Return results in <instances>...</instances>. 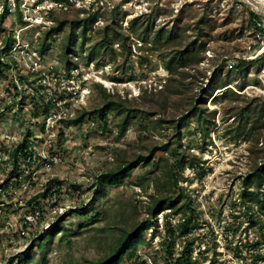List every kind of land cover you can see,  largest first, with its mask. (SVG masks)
Instances as JSON below:
<instances>
[{"label":"rangeland","instance_id":"obj_1","mask_svg":"<svg viewBox=\"0 0 264 264\" xmlns=\"http://www.w3.org/2000/svg\"><path fill=\"white\" fill-rule=\"evenodd\" d=\"M151 1L162 7L155 12L157 27L173 21L182 26L170 47L192 41L200 32L197 22L208 16L201 24L202 36H196L199 60L183 73L167 69L160 49L134 33L125 46L115 42L113 49H104L98 63L87 60L88 48L104 35L107 14L102 12L103 22L95 21L87 31L83 48L79 29L70 53L77 68L70 73L60 59L70 23L49 36L45 51L37 49L39 37L31 41L47 29L40 26L27 29L36 54L13 51L10 77L18 88L8 103L0 102V264H89L111 252L125 231L147 218L154 225L143 230L142 243L118 264H264L255 259L256 242L264 252V233L253 225L241 195L244 177L264 160V125L251 128L241 116L243 108L264 103V60L237 68L263 52L264 28L262 33L254 28L248 6L261 14L264 27V4ZM128 13L124 27L127 18L140 14ZM214 73L229 84L214 85ZM110 96L130 108L123 129V114L116 111L106 118L88 115L80 123L60 119L93 109ZM193 103L203 108L206 127L192 116L179 128V116L194 112ZM25 137L29 152L19 154L18 170L26 188L10 174L11 151ZM167 144L177 150L162 149ZM154 146L151 163L133 168L122 184H106L93 202L98 174L125 158L148 154ZM178 155L185 159L182 168L175 165ZM155 197L172 198L174 207L154 216L150 207ZM188 218L187 229H181ZM57 221L65 229L46 236ZM170 228L175 229L171 235ZM18 254L21 263H16Z\"/></svg>","mask_w":264,"mask_h":264},{"label":"trees","instance_id":"obj_2","mask_svg":"<svg viewBox=\"0 0 264 264\" xmlns=\"http://www.w3.org/2000/svg\"><path fill=\"white\" fill-rule=\"evenodd\" d=\"M241 3L243 4L242 1ZM248 7L249 18L252 25L257 30H262L264 27L262 25H257V21L263 22L261 14L254 8L250 6ZM161 10V6H158L157 4H152L149 11L142 12L129 18L126 27L123 26L122 21L128 12L124 10L121 5H116L113 8L102 12L103 14H107L106 21L104 22V35L102 36L101 40L92 44L91 47L88 48L86 54L87 60L94 61L97 59L98 63L104 49H113L115 42H121L122 45L125 46L127 43L126 41L130 39V35L134 33V36H136V38L140 39L144 43H147L151 48L160 49L162 59L167 69H169L170 71H176L178 73L185 72L186 67L189 64H191L192 62L196 63L199 60L195 52L197 43L196 41L198 36L199 38L202 36V31L204 27L201 24L208 20V16L207 14H203L200 20L197 22V28L200 30L198 35H196L197 37L195 36L192 41L186 44L180 41L179 46L176 45L170 47L173 41L178 38V30L182 28V26H180L178 22L173 24V21L171 26H169V23H164L161 26L157 27L156 22H154L155 16L157 15V13L155 12L160 13ZM51 15L54 19V23L50 24L49 26H46L45 28L47 29L44 30V34H40L39 38L41 41L40 46L37 49L45 51L49 47V43L47 42L49 36L63 31L66 25L70 23V32L63 38L61 42L60 55V59L64 63V71L70 73V71L73 70V67L77 68V66H74L76 65V63L72 60L70 53L75 50V47L78 43V31L79 29H81L83 38L81 39L80 46L81 48H83L86 42V33L95 25V21L97 20V17L98 15H100V13L87 12L86 15H81L77 11L69 15H63L60 12H52ZM68 17H70V19ZM11 44L12 41L7 40V46L10 47ZM199 46L201 45L199 44ZM263 60L264 51L259 54L255 59L243 60V63L245 65L243 63L238 64L237 68L248 69V65L263 63ZM220 68H222V66H220ZM220 68L218 69V71H220ZM25 75L26 74L24 73L23 75L21 74L22 78H25ZM211 81L214 85H219L220 83H223V85L221 86H226L229 84V82H225L224 79L222 80V76L220 73H214ZM221 86L217 87L220 88ZM167 90L172 92V87L168 86ZM189 103L192 102L190 101ZM179 104L183 106V101ZM194 107L195 110L191 114L190 112L182 113L179 116L177 120V126L179 128L188 125V120L192 116H196L198 122L201 123L203 127H206L205 123L207 117L204 114L203 108L200 106V104L194 105L193 103L191 108ZM191 108H189L188 111H190ZM129 109L130 108L127 107L122 101H118L117 99H114L110 96L107 100L103 101V104L96 106L93 109H83L78 115H66L65 117L60 119L61 121H65L67 123H80L83 122L88 115L106 118L109 111H116L118 113L123 114L122 122L119 124L122 126L121 128L123 129L126 126L127 119L131 116L128 113ZM241 116L242 119L251 126V128H256L259 124L264 125V103L258 102L253 107L247 106L243 108ZM160 119L162 121L166 120V118ZM178 141L179 139L176 140V142ZM28 146L29 144L27 141V137H25L23 141L16 148H14V150L11 151V157L13 158L14 163V168L10 171L11 177L17 178L19 176L20 172L18 170V157L20 153L24 156L28 154ZM170 146L171 145L167 144L163 146L162 149L166 151H168L169 149L174 151L177 150L176 146H173V148H170ZM154 150L155 146L149 149L148 154H138L132 158H125L123 162L119 163L115 167L107 169L106 171H103L98 174L95 180V190L93 191V193H95L93 202L102 195L103 188L106 184H122L124 178L131 174L133 168L137 167L138 165H140V163L144 161L151 163L153 155L152 153ZM193 157L196 156L194 155ZM184 161V157H182V155H178L175 160L176 167L182 168L183 165H185ZM243 185L244 186L241 191V195L244 199V202L247 204V208L250 210L251 221L253 222V225L259 227L260 230H263V232L261 233H264V193L262 192V187L264 185V160L263 162L256 164L253 170L246 174L243 179ZM0 188H2V185H0ZM31 201L32 200H30V202ZM173 202L174 201L172 198L155 197L150 207V212L154 216H157L159 212L165 210L166 208L174 207ZM79 208H84V206H80ZM255 208H257V210ZM176 210L178 211V209ZM252 210H254V212L258 211L257 215H254ZM189 220L190 218L185 219V221L180 224L181 229H187V223L189 222ZM152 225H154L153 222L150 220V218H147L145 221L141 222V224L136 225L133 229L125 231V233L118 238L117 243L115 244L111 252L99 259L90 260L89 264H118L125 254H132V249L135 245L142 243L143 230L152 227ZM64 229V226L59 224L57 221L54 226L46 230V236L52 237L58 232H62ZM174 231L175 229L170 228L168 232L169 235L173 234ZM186 245L187 248L190 247V242ZM256 247L258 252L256 253L255 259L264 260V252H260L259 242H256ZM19 256V254L16 255V263H21ZM181 257L182 256H179L178 259H181Z\"/></svg>","mask_w":264,"mask_h":264},{"label":"built area","instance_id":"obj_3","mask_svg":"<svg viewBox=\"0 0 264 264\" xmlns=\"http://www.w3.org/2000/svg\"><path fill=\"white\" fill-rule=\"evenodd\" d=\"M121 5L124 10L136 11L142 13L149 11L152 5L151 0H0V102L10 101L13 92L17 90L14 81L11 80L10 71L13 68L14 53L19 49L22 55H30L31 52L36 54L27 40V32L30 27H46L54 23L52 12H79L86 15L87 12H103ZM139 11V12H138ZM129 15V13H127ZM126 15V16H127ZM97 23L103 22L99 20ZM128 24V18L124 21ZM263 22L257 21L261 26ZM259 33L262 31H258ZM37 35L31 39L35 42L38 40ZM7 40L12 41L10 47L7 46ZM19 44V48L16 47ZM18 83V81L16 80ZM22 99V98H21ZM20 100V99H19ZM28 156L27 159H31ZM51 159L46 162L51 164ZM19 180L24 188L28 187L25 178L19 174Z\"/></svg>","mask_w":264,"mask_h":264},{"label":"bare ground","instance_id":"obj_4","mask_svg":"<svg viewBox=\"0 0 264 264\" xmlns=\"http://www.w3.org/2000/svg\"><path fill=\"white\" fill-rule=\"evenodd\" d=\"M260 1H262V3L264 4V0H260ZM261 51H264V47L261 49Z\"/></svg>","mask_w":264,"mask_h":264}]
</instances>
